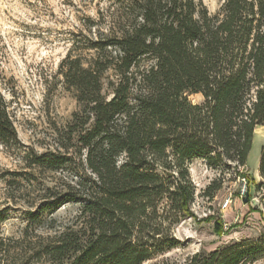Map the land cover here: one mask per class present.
<instances>
[{"label": "trees", "instance_id": "trees-1", "mask_svg": "<svg viewBox=\"0 0 264 264\" xmlns=\"http://www.w3.org/2000/svg\"><path fill=\"white\" fill-rule=\"evenodd\" d=\"M106 18L104 30L88 19L58 66L78 104L57 132L62 154L28 155L22 175L0 167L12 202L18 177L30 184L35 171L65 172L71 183L62 204L75 205L76 216L30 244L29 224L44 221L50 206L43 201L27 212L23 245L11 248L0 237V264L154 261L176 247L175 217L192 216L190 162L240 176L254 130L264 127V0H225L213 16L195 0H116ZM197 94L203 101L192 104L188 96ZM0 145L19 146L1 92ZM258 172L264 204V146ZM260 252L264 243H232L185 264H250Z\"/></svg>", "mask_w": 264, "mask_h": 264}, {"label": "rangeland", "instance_id": "rangeland-1", "mask_svg": "<svg viewBox=\"0 0 264 264\" xmlns=\"http://www.w3.org/2000/svg\"><path fill=\"white\" fill-rule=\"evenodd\" d=\"M116 0H0V92L8 103L19 146L15 151L0 145V167L18 174L30 154L61 153L58 134L78 110L75 94L62 85L58 66L67 55L72 36L79 35L88 19L99 28L108 23L100 20L112 12ZM209 15L217 14L225 0H195ZM108 22V20H107ZM86 35L85 31L83 32ZM200 104V94L188 96ZM264 146V127L254 130L246 166L222 176L194 160L189 164V178L194 187L191 217H175L170 230L176 247L154 262L185 264L196 253H210L239 242L264 243V204L255 191L262 182L259 172L260 150ZM226 170V169H225ZM30 184L18 177L19 192L14 202L7 200L0 184V210L8 207L0 225V237L11 248L24 244L28 211L43 201L49 208L44 221L31 222L28 241L53 237L70 224L77 213L73 204H62L64 185L71 183L65 172L32 173ZM244 175V176H243ZM245 177V178H242ZM31 185V186H29ZM21 186L28 187L27 193ZM47 199H41L44 195ZM54 196V197H53ZM30 203V204H29ZM29 205H33L29 207ZM250 264H264V252Z\"/></svg>", "mask_w": 264, "mask_h": 264}]
</instances>
